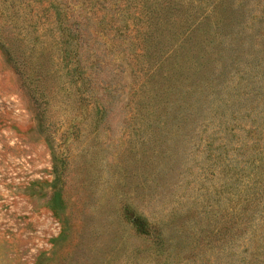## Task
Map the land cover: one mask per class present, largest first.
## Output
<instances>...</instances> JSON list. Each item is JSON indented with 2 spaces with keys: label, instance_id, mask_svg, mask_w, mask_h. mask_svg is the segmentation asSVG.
I'll return each mask as SVG.
<instances>
[{
  "label": "rangeland",
  "instance_id": "rangeland-1",
  "mask_svg": "<svg viewBox=\"0 0 264 264\" xmlns=\"http://www.w3.org/2000/svg\"><path fill=\"white\" fill-rule=\"evenodd\" d=\"M0 264H264V0H0Z\"/></svg>",
  "mask_w": 264,
  "mask_h": 264
}]
</instances>
